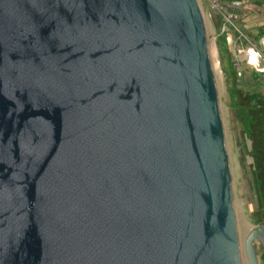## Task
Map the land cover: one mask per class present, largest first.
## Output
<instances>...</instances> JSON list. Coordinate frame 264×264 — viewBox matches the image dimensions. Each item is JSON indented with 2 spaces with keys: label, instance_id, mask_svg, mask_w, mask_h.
I'll return each mask as SVG.
<instances>
[{
  "label": "water",
  "instance_id": "1",
  "mask_svg": "<svg viewBox=\"0 0 264 264\" xmlns=\"http://www.w3.org/2000/svg\"><path fill=\"white\" fill-rule=\"evenodd\" d=\"M257 244L199 0H0V264H259Z\"/></svg>",
  "mask_w": 264,
  "mask_h": 264
},
{
  "label": "rangeland",
  "instance_id": "2",
  "mask_svg": "<svg viewBox=\"0 0 264 264\" xmlns=\"http://www.w3.org/2000/svg\"><path fill=\"white\" fill-rule=\"evenodd\" d=\"M199 1L207 27L211 61L224 121L236 216L239 231L244 234L251 227L258 225L259 218L254 217L257 203L251 172L252 160L248 154L250 143L240 134L241 126L236 118L234 90L237 87L255 90L258 84H264V71H257L240 63L242 72L241 76L236 75L238 80H234L232 71L236 74L234 66L238 63V53H235L237 49L242 50L250 46L262 48V36L259 34V29L264 27V0H245L243 7L234 11L238 16L235 27L246 37V40L242 42L238 41V33L222 32L224 27L222 17L214 12L208 0ZM228 36L233 40V44ZM255 251L259 264H264V247L257 244Z\"/></svg>",
  "mask_w": 264,
  "mask_h": 264
},
{
  "label": "trees",
  "instance_id": "3",
  "mask_svg": "<svg viewBox=\"0 0 264 264\" xmlns=\"http://www.w3.org/2000/svg\"><path fill=\"white\" fill-rule=\"evenodd\" d=\"M218 1L225 5L234 1L245 0ZM259 34L262 38L264 37V27L259 29ZM223 39L225 40V38ZM232 73L234 80H238L236 74L233 71ZM234 93L236 118L241 126L240 134L243 139H247L250 143L248 154L252 160L251 172L257 203L254 217L259 218L258 224H260L264 222V84H258L255 90L237 87Z\"/></svg>",
  "mask_w": 264,
  "mask_h": 264
},
{
  "label": "built area",
  "instance_id": "4",
  "mask_svg": "<svg viewBox=\"0 0 264 264\" xmlns=\"http://www.w3.org/2000/svg\"><path fill=\"white\" fill-rule=\"evenodd\" d=\"M208 2L209 4H211V7L214 12H217L218 15L222 17L224 23L222 32L234 31L236 32V34L238 33V41L242 42V40H246L245 35L239 32L235 27V23L237 22L238 16L234 13V11L243 7L245 1H234L225 5L220 4L218 0H208ZM230 38L231 37L228 36L229 41H231L233 44L234 42ZM261 40V49H258L255 46H250L246 49H237L235 51L236 54L238 53V63L234 66L237 76H241L242 72L240 63L246 64L247 66H249V68H252L254 70L264 71V37Z\"/></svg>",
  "mask_w": 264,
  "mask_h": 264
},
{
  "label": "bare ground",
  "instance_id": "5",
  "mask_svg": "<svg viewBox=\"0 0 264 264\" xmlns=\"http://www.w3.org/2000/svg\"><path fill=\"white\" fill-rule=\"evenodd\" d=\"M209 51H210V47H209ZM210 57H211V55H210ZM243 264H246V262H245V261H243Z\"/></svg>",
  "mask_w": 264,
  "mask_h": 264
}]
</instances>
